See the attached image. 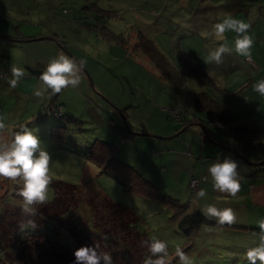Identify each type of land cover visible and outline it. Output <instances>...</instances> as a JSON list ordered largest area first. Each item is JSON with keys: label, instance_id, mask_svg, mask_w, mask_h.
Returning <instances> with one entry per match:
<instances>
[{"label": "rangeland", "instance_id": "1", "mask_svg": "<svg viewBox=\"0 0 264 264\" xmlns=\"http://www.w3.org/2000/svg\"><path fill=\"white\" fill-rule=\"evenodd\" d=\"M226 10L264 28V0H0V25L11 27L13 34L18 35L14 40L22 34L43 37L19 44L21 49L16 48L15 52L0 41V56H5V51L10 53L0 65V82L4 87V94L0 92V114L5 119L0 141L10 140L21 125H27L36 132L52 158L49 172L52 182L47 201L55 196L53 184L68 189L59 181L76 187L74 193L68 191V196H64V204L68 203L69 208L62 216L47 221V212L53 209L37 205L38 212L31 217L36 228L47 221L51 223H46L51 228L50 235L68 240L73 237L70 224L82 229L83 220L89 218L91 223L86 221L85 224L92 233L89 237L99 243L101 250L111 252L113 264H143L144 258L150 255L144 241L153 236L168 241V250L173 256L171 264H178L176 246H180L194 264H244L247 261L242 259L243 251L259 243L257 233L221 225L207 226L195 236H186L174 223L184 215L182 207H171L129 190V183L123 185L125 181L113 171L100 172L101 168L84 154L87 141L106 140L116 145L118 159H125L148 174L155 166H162L159 167L163 172L160 194L166 192L191 206V202L196 201V193H192L188 185L196 189L203 177L194 173L203 165L204 158L198 156L199 148L214 150L215 157L218 153L221 157L217 158L221 159L225 154L239 157L230 144L215 143L208 135L200 136L196 125L189 126L194 114L202 116L194 109V95L201 91L236 112L230 125L212 122L220 130L214 129L210 135L232 139L250 151L257 150V144L264 142V96L259 94L256 104L252 103L257 95L254 84L264 71V49L256 53L262 64L245 62V57L235 52L225 54L220 64L206 62L208 48L214 45L210 38L201 36V31L207 19L216 21ZM202 18L199 33L189 35L186 23L202 22ZM139 32L152 40L179 72L184 79L181 84L169 80L134 48ZM260 46H264V34ZM59 51L85 60L80 85L66 87L50 98L34 96L33 90L40 86L37 66H42ZM14 65L25 67L26 74L12 87L9 80ZM58 104L62 109L55 115L62 112V116L55 118L52 110H56ZM121 108H126L125 113L118 112ZM120 126L125 128L124 134L131 133V139L117 134L116 128ZM166 130L171 133L165 135ZM215 157H210L207 167ZM185 158L193 159L194 171ZM203 172L208 174L207 169ZM21 186L20 178L0 177V232H6L0 245L3 249L0 264H12L15 254L23 260L20 264H44L37 254L43 252L49 241L38 232L20 231V223L29 218L20 207ZM109 198L127 209L113 207ZM206 204H198L197 208ZM129 210L136 217L134 228L119 231L117 227L122 229L120 217L127 218ZM93 213L98 214L95 225L101 233L109 228L117 234L118 240L112 247L106 245L110 240L102 237L98 229L96 234ZM61 226L66 233L59 228ZM15 231L18 234L14 235ZM230 236L249 241L232 243Z\"/></svg>", "mask_w": 264, "mask_h": 264}, {"label": "clouds", "instance_id": "2", "mask_svg": "<svg viewBox=\"0 0 264 264\" xmlns=\"http://www.w3.org/2000/svg\"><path fill=\"white\" fill-rule=\"evenodd\" d=\"M250 23L226 13L217 18L210 28L201 31V36L211 38L213 47H209L206 62L220 64L225 54L235 52L238 55L250 58L254 39L248 31ZM234 32L233 42L230 45L225 33ZM219 42V43H217ZM40 68L38 79L40 86L33 90V95L39 98H50L61 92L66 87L76 88L80 85L84 75L85 60L77 58L65 51H59L50 57ZM12 78L9 84L15 87L17 82L26 74L23 66L11 67ZM254 90L264 96V78L254 84ZM5 128V119L0 114V129ZM49 151L42 146L36 132L27 125H21L8 141H0V177L15 180L20 178L22 186L19 195L22 198L20 207L22 212L29 217L20 223V231L28 228H36L34 217L37 205L45 203L49 199V185L52 182L50 172ZM213 188L221 193L235 195L241 187V175L238 171V161L231 156L217 159L208 165L207 169ZM196 196L203 198L206 190L198 189ZM199 211L207 218H216L219 224L233 223L236 214L231 206L218 207L215 203H207ZM262 231L259 243L248 248L244 256L248 264H264V220L259 221ZM147 244L150 255L146 256L143 264H171L172 254L168 250V241L158 237H151L144 241ZM74 260L71 264H113L111 252L103 251L96 241L91 244H83L73 252ZM175 256L178 264H194L193 259L180 247H175Z\"/></svg>", "mask_w": 264, "mask_h": 264}, {"label": "trees", "instance_id": "3", "mask_svg": "<svg viewBox=\"0 0 264 264\" xmlns=\"http://www.w3.org/2000/svg\"><path fill=\"white\" fill-rule=\"evenodd\" d=\"M26 37L31 38L30 36H26ZM134 48L138 52L143 53L147 57V59H149V61H151L157 68L160 69L161 72H163L166 76H168L169 80L175 83H178V85L182 83L184 79L178 75L179 72H177L174 69V66H172L169 63L165 55L157 48L155 43L149 38H147L143 33L139 32ZM4 61H6V59ZM188 66H189V63H188ZM58 106H60L62 109V106L60 104H58ZM121 109L122 110H118V112L125 113L126 108H121ZM194 109L195 111H198V113L202 114V117H204L203 115H206V117L204 118L211 120L212 122H218L221 125L223 124L230 125V122L234 119L231 112L224 106L223 103H221L220 101H218L216 98L212 97L205 91L195 93ZM55 112H58V110H54V109L52 110V115L55 118L62 116V112H60L59 115H55ZM204 126H205V123H204ZM116 132L120 137H123L124 139L132 138V136L130 135L131 134L130 132H128L127 134H124L125 132L124 127H121V126L117 127ZM105 141L98 140V139H95L93 142L87 141L85 143V146L87 147L84 153L85 156L91 159L99 168H101L100 172L109 173L110 171H113L114 173H116V176H119L121 179L125 181V183L124 182L122 183L123 185H126L127 183H129L130 185L129 190H135L137 193L145 197L147 196L148 198L158 199L171 207H179V206H180L179 208L182 207L181 208L182 214L184 215L180 219L175 221L174 223H176L179 230L182 233H184L186 236H191V235L195 236V234H197L200 229L205 228L207 226H221V225L233 228V230L245 231V233H253V234L257 233L258 237L262 235V231L259 225L251 226V225H242L243 223L242 224L236 223L237 217H236V220L231 224H228L227 222H225L224 224H219L216 221L205 217L199 211V209L197 208V205L202 204L204 201L206 203L208 202L207 199L211 198L208 191L206 192V196L203 198L198 199L196 196L194 198L196 199V201L191 202V206H190V203L186 204V203L179 202L178 199H176L175 197L169 194H166V192L163 194H160L158 189L163 184L161 180L162 179L161 176L163 175V172L161 171L159 167H162V166L154 165L156 169H152L150 171V174H148L147 172H144L138 169L135 165L129 163L125 159H122V158L121 160L118 159L117 158L118 156L115 155L116 145L112 142H109V141L105 142ZM160 156L163 157V154H161ZM156 173L158 174L156 175ZM195 175H199V174H195ZM202 176L203 177L200 178L198 187L196 189H193L192 187L188 185V189L192 193H196L198 189H200V184L202 182H205L206 177L204 175ZM189 177H190V174H188V179ZM58 183L67 186L68 189H62V187H57L55 184H53L55 188L54 198L51 201H47L41 204V206L44 207L45 209H53V211L47 212V221H51L52 218L55 219L57 216H62L65 212H67L69 207H68V203L64 204L66 200L64 196H68L66 192L69 191V192L74 193V191L76 190V187L74 185H71V184L69 185L61 181H59ZM69 198H72V197L69 196ZM109 200L112 202L113 207L120 206L121 208L127 209L125 206L115 201H112L111 198H109ZM128 214L129 216L125 219L123 216L120 217L119 225L122 227V229L117 227L119 231L124 230V229L126 231H129L134 228L136 217L134 216V214H131L130 210ZM93 216L94 218H96V222L94 221V223L92 222V224H94L96 228V234H97L98 233L97 229L99 231L100 229L97 225H95V223H97V220L99 217L97 213H93ZM77 220L80 221V217H78ZM47 221L43 223L41 228L25 229L26 231L31 232V233L38 232L39 235L46 237V239L49 241L47 246L42 249L43 252L42 253L39 252L37 254L39 260L42 261L44 264H51V262L54 264H71V262L74 260V256H73L74 250L83 244H91V242L94 241L89 237V234L92 235V233L88 232L89 230L85 228L86 221H90L89 218H87L86 220H83L82 229L84 231L81 228L77 227L75 224H70L69 229L72 232L73 237H70L71 239L69 238L68 240L65 237L58 238V237L50 235L49 232L51 228H48L46 226V223L47 224H51V223H48ZM108 222H111V221H108ZM112 225L113 224L111 222L110 226ZM59 228L62 229V231L66 233V230L65 228H63V226ZM16 233L17 232L15 231L14 235ZM5 234L6 232L4 231L0 232V245L2 244V239L5 236ZM101 235L102 237H106L108 240H110L108 243H106V245L110 247H112L113 242H116L118 240L117 234L109 228L104 229ZM148 238L149 237H147V239ZM228 239H229V242H232V243L249 241L247 238H236L234 236H230L228 237ZM96 240H97V236H96ZM63 244H68V246L63 247L62 246ZM2 250L3 249L0 246V252ZM14 256L15 257L12 258V262H11L12 264H20V261H23L17 254H15ZM242 259L246 260L245 256H243ZM101 264H103V262H101ZM244 264H248V261H246Z\"/></svg>", "mask_w": 264, "mask_h": 264}, {"label": "crops", "instance_id": "4", "mask_svg": "<svg viewBox=\"0 0 264 264\" xmlns=\"http://www.w3.org/2000/svg\"><path fill=\"white\" fill-rule=\"evenodd\" d=\"M252 8V7H251ZM253 9V8H252ZM255 10H252V13H254ZM227 13V10H226ZM257 14V13H256ZM202 22H196V23H186V26L188 27V32L191 33L189 35H195L199 33V30L201 29V26L204 22V19L202 18ZM215 21H212L211 19H207L205 21V29L209 27V24L213 23ZM250 28L248 31L252 34L253 39H254V44L252 46L251 54L250 56L253 58L254 61L262 64L261 58L259 57L258 54L261 51V49H264V46H260V38L264 34V28L260 24L258 26H255L253 24H250ZM7 35V36H5ZM236 34L232 31H228L225 33V36L230 40V44H232L233 37ZM18 35H14L12 32V29L10 26H1L0 25V41H2V44L11 46V51L15 52L16 48L18 47L19 44H23L25 42H30L33 41L35 36L33 34H22L21 38H18V40H14L13 38ZM26 36H30L31 38H28ZM231 37V38H230ZM47 39V38H44ZM40 40V39H38ZM211 40V38H210ZM21 42V43H20ZM255 51V53L253 52ZM5 56H0V65L2 62L10 56L9 52H4ZM81 56L85 57L82 52H78ZM186 56V54H185ZM245 61V60H244ZM246 62V61H245ZM256 64V63H255ZM250 65V64H249ZM251 66V65H250ZM252 67V66H251ZM262 77L264 78V71L261 73ZM2 83L0 82V92L4 94V87H1ZM95 89L97 90L96 86ZM98 91V90H97ZM259 93L257 95L255 94L254 102L252 105L256 104L257 98H258ZM262 102V100H261ZM264 103V102H263ZM225 107L231 112L232 116H234L235 109L226 106V103H224ZM196 119V121L194 120ZM187 120V119H186ZM185 120V121H186ZM193 121V122H192ZM187 122V121H186ZM189 126L196 125L195 129H197L198 134L200 136L208 135L213 142L218 143V144H230L231 147H234L233 151H236L239 153V157H234L238 161V171L241 175V187L240 190L235 194V195H230L228 193H221L217 189L213 188L212 184V179L209 175V173L203 172L204 170L208 169L207 163L210 160V157H215L214 155V150L207 149L204 151V146L199 148V154L198 156L203 157L204 159L201 161L203 164L200 168H196V171L194 172L195 174L199 175H204L206 177L205 182H202L200 184V188H203L208 191L210 194V197L207 203H215L217 204L218 207H225V206H231L236 214L237 217V222L242 225H259V221L264 220V142L263 143H258L257 144V150L255 151H250L247 146H240L236 141H233L232 139H225V138H213L214 129L220 130L217 128L216 125H213L211 120H208L204 117H197L196 115L193 116V118L190 120ZM205 123V126H204ZM223 131V130H221ZM169 135L171 132H168L167 130L165 131ZM262 136V135H260ZM158 138V137H157ZM160 139V138H158ZM264 140V137H262ZM176 140V139H174ZM233 144L238 145L237 147L233 146ZM219 152V150H218ZM229 152V151H228ZM198 153V151H196ZM231 154V152H230ZM204 155V156H203ZM218 155V156H217ZM216 157L214 160L220 159L217 158L220 155L217 153ZM225 156H231L229 154H225ZM221 157V156H220ZM183 159V158H182ZM184 161L187 163L188 167H193V171L195 169L194 167V161L191 158H185ZM213 161H211L212 163ZM193 164V165H192ZM206 166V168H205ZM261 192V193H260ZM206 203L205 201L201 204L204 205ZM203 207V206H202ZM212 220L216 221V218H211ZM240 232V231H239ZM242 232V231H241ZM245 232V231H243Z\"/></svg>", "mask_w": 264, "mask_h": 264}, {"label": "built area", "instance_id": "5", "mask_svg": "<svg viewBox=\"0 0 264 264\" xmlns=\"http://www.w3.org/2000/svg\"><path fill=\"white\" fill-rule=\"evenodd\" d=\"M244 60H245L246 62L250 63V64H251V63L254 64V60H253V58H252L251 56H250V58H246V57H245ZM57 107H58V108H57L56 110H60V109H61L60 106L57 105ZM215 124H217V123H215ZM218 125H219V124H218ZM220 126H222V125L220 124Z\"/></svg>", "mask_w": 264, "mask_h": 264}, {"label": "water", "instance_id": "6", "mask_svg": "<svg viewBox=\"0 0 264 264\" xmlns=\"http://www.w3.org/2000/svg\"><path fill=\"white\" fill-rule=\"evenodd\" d=\"M43 39V37L35 38L34 40Z\"/></svg>", "mask_w": 264, "mask_h": 264}]
</instances>
